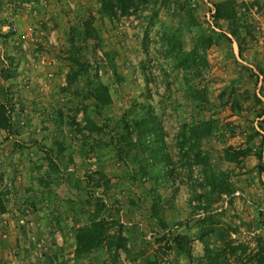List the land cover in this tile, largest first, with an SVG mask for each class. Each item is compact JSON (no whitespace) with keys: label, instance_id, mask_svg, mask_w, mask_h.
Returning a JSON list of instances; mask_svg holds the SVG:
<instances>
[{"label":"rangeland","instance_id":"374dc122","mask_svg":"<svg viewBox=\"0 0 264 264\" xmlns=\"http://www.w3.org/2000/svg\"><path fill=\"white\" fill-rule=\"evenodd\" d=\"M141 1L107 19L94 0H0V264L264 256V0ZM215 5L234 18L214 20ZM173 43L198 65H180ZM195 124L208 135L180 146ZM225 150L243 153L226 162ZM204 172L230 189L209 210L196 207ZM92 219L120 230L125 251L106 239L74 257ZM208 228L223 234L207 240L211 257L234 254L203 258ZM180 236L190 258L163 249Z\"/></svg>","mask_w":264,"mask_h":264},{"label":"trees","instance_id":"16d2710c","mask_svg":"<svg viewBox=\"0 0 264 264\" xmlns=\"http://www.w3.org/2000/svg\"><path fill=\"white\" fill-rule=\"evenodd\" d=\"M99 5L100 13L104 15L107 19H112L116 16H126L130 8L134 6L135 8V0H94ZM146 0H142L141 2H145ZM212 17L214 20H223L230 22L233 17V13L231 9L226 10L224 12H221L218 5H215V10L212 14ZM230 35L233 37L236 35V32L231 30ZM71 41V40H70ZM203 42V41H202ZM209 43V42H208ZM207 41H204L203 46H208ZM200 44V43H199ZM175 47V54L177 55V58L182 61L180 65L185 66L187 64L190 65V63H193V66L198 65L196 62V59L198 58L193 51L190 52H183L180 50V47L176 45L175 43L172 44V48ZM199 45L195 44V49L198 48ZM169 51V50H168ZM175 55V56H176ZM76 59H74V62ZM188 65V66H189ZM187 67V66H186ZM97 100L99 101L100 98L97 97ZM105 101V100H104ZM8 126L7 117L5 116V107L0 104V130H5ZM90 130L89 125L87 126ZM186 126L184 125L183 129H185ZM157 136V132L154 131ZM187 139L180 138V146L184 145L187 141L191 140L192 143H196L200 140L201 137L208 135V127H204L201 125H191L186 128ZM182 136L185 135V132H182ZM196 146L190 145L188 153H191L193 156V163H199V153L196 154ZM243 152L237 151L233 152L231 154L227 153L226 150L223 154V159L226 162H232L234 159L239 156V154H242ZM163 159H158L157 161L159 163L168 164L169 160L166 158L165 154L162 153ZM258 158L260 153L257 154ZM203 163V162H202ZM170 164V163H169ZM169 175H171L172 170H168ZM166 173L162 172V175ZM203 179L205 180V186L207 187V190L204 189L202 191V194L200 196L204 197L206 203L203 206V204L199 203L196 207L204 210H209L210 206L209 204L213 202L212 197H215L218 199L220 195H229L230 189L228 186L223 182L222 179L215 177L213 175H208L206 172L203 174ZM108 211L109 209L106 208ZM3 211V205L0 200V212ZM211 222V220H208ZM109 225H107V222L103 221L102 219H92L88 224L81 226L79 229L76 230L74 234V257H83L88 255L89 253L93 252L94 250L98 249L99 246L102 244L103 241L106 239H110L111 245L114 246L116 250H124L125 251V239L120 235V230H117L115 232L114 236H108L107 231L109 230ZM200 241L204 243V254L203 258L206 260H209L211 258H219L221 255H225V251L228 249L230 253L234 254L233 251L236 248L227 247L224 249V246H221L222 248L219 250V253L215 254V256L211 257L209 250L207 249V240L211 239L212 241H220L223 238V234L219 229H213L208 228L206 232L202 231L199 235ZM191 239L187 236H180L173 239L172 244H168L165 242L163 249L166 252L174 251L176 255H179L181 257L185 256L187 258H190V251L189 248L186 246L188 241ZM237 260H241V258H237ZM251 260V259H249ZM248 260V261H249ZM196 264L199 263L198 259L195 261ZM212 263V262H211ZM256 263V262H255ZM259 264H264V256L258 260ZM144 264H157L154 261H148ZM216 264V263H215ZM240 264H244V262L240 261ZM257 264V263H256Z\"/></svg>","mask_w":264,"mask_h":264},{"label":"built area","instance_id":"2783aa9c","mask_svg":"<svg viewBox=\"0 0 264 264\" xmlns=\"http://www.w3.org/2000/svg\"><path fill=\"white\" fill-rule=\"evenodd\" d=\"M211 13H213V12H211ZM259 79H260V77H259ZM260 82V81H259ZM263 176V174H261V177ZM243 195L242 194H240L239 192H237V191H235L232 195H231V197H236V198H239V197H242ZM223 205H225V201H224V204ZM21 247V246H20ZM37 247H40V244H37ZM39 250H41V249H39Z\"/></svg>","mask_w":264,"mask_h":264},{"label":"crops","instance_id":"0c3cea01","mask_svg":"<svg viewBox=\"0 0 264 264\" xmlns=\"http://www.w3.org/2000/svg\"><path fill=\"white\" fill-rule=\"evenodd\" d=\"M35 222H37V221H35ZM8 223H9V221H8ZM35 224H36V223H35ZM48 240H49V239H48ZM48 240H47V241H48ZM49 241H50V240H49ZM22 264H23V261H22Z\"/></svg>","mask_w":264,"mask_h":264}]
</instances>
